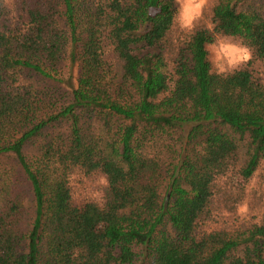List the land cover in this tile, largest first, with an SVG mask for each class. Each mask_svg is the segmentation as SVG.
<instances>
[{
	"label": "trees",
	"instance_id": "obj_1",
	"mask_svg": "<svg viewBox=\"0 0 264 264\" xmlns=\"http://www.w3.org/2000/svg\"><path fill=\"white\" fill-rule=\"evenodd\" d=\"M176 17L0 0V264H264V0ZM220 38L250 58L217 70ZM241 205L252 221L225 227Z\"/></svg>",
	"mask_w": 264,
	"mask_h": 264
},
{
	"label": "rangeland",
	"instance_id": "obj_2",
	"mask_svg": "<svg viewBox=\"0 0 264 264\" xmlns=\"http://www.w3.org/2000/svg\"><path fill=\"white\" fill-rule=\"evenodd\" d=\"M10 2H15V0H8ZM212 0H175V5L177 8V17L175 21V27L178 32L188 33L192 25L197 22L199 19H203L208 13L209 6L211 5ZM207 49L210 53L211 60L215 68L219 71L229 70L236 66H239L245 63L247 60H240V50L246 49L243 46L234 44L228 40L223 38L218 39L215 43L207 46ZM249 52V51H248ZM255 72L259 76V78L264 80V61L260 63L254 64ZM5 169L7 166H0V175L5 177L6 174ZM4 173V174H2ZM94 188L98 187V180L92 183ZM72 187L76 190H82L81 185H77L73 179ZM16 190L19 192V196L25 208V217L28 218L32 214L31 203H30V192L25 183H17ZM99 193H96L98 195ZM252 221L249 214H247V209L245 205H241L238 207L237 213V221L231 223L230 225H226L225 227L231 229V226H246Z\"/></svg>",
	"mask_w": 264,
	"mask_h": 264
},
{
	"label": "clouds",
	"instance_id": "obj_3",
	"mask_svg": "<svg viewBox=\"0 0 264 264\" xmlns=\"http://www.w3.org/2000/svg\"><path fill=\"white\" fill-rule=\"evenodd\" d=\"M250 53L247 49H241L239 59L240 60H247L249 58Z\"/></svg>",
	"mask_w": 264,
	"mask_h": 264
}]
</instances>
